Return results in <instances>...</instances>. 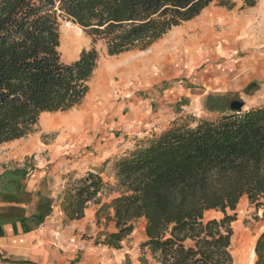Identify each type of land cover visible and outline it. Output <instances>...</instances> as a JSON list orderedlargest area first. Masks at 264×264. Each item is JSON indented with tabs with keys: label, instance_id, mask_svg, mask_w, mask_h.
Masks as SVG:
<instances>
[{
	"label": "trees",
	"instance_id": "16d2710c",
	"mask_svg": "<svg viewBox=\"0 0 264 264\" xmlns=\"http://www.w3.org/2000/svg\"><path fill=\"white\" fill-rule=\"evenodd\" d=\"M212 2L234 6V0H0V144L27 135L42 113L81 103L97 67L96 43L108 55L145 49ZM60 18L91 38L92 47L71 62L61 59ZM204 106L219 116L174 120L118 157L113 186L96 171L75 179L60 201L66 218L80 219L88 203L100 204L97 223L111 220L116 231H99L96 243L119 248L144 218L141 245L157 263L233 264L236 205L242 196L264 204V105L232 111L224 95L210 93ZM106 186L117 195L101 203ZM209 210L221 217L205 219ZM253 251L254 264H264V230Z\"/></svg>",
	"mask_w": 264,
	"mask_h": 264
},
{
	"label": "rangeland",
	"instance_id": "374dc122",
	"mask_svg": "<svg viewBox=\"0 0 264 264\" xmlns=\"http://www.w3.org/2000/svg\"><path fill=\"white\" fill-rule=\"evenodd\" d=\"M205 8L209 9L208 13L206 10L201 11L193 19L172 27L142 50L133 49L118 55H108L105 46L101 42L96 43L95 48L99 55L97 67L88 82L89 89L81 103L67 111L48 113L50 117L57 114L66 116L63 121L42 123L40 119L46 116L42 113L44 115L39 116L24 138L38 144L39 153L44 158L47 157V160L51 159L48 153L53 151L52 147H64L69 143L81 146L78 152L64 153L67 155L63 158L75 160L82 168L81 173L84 176L89 169L103 173L102 176L99 174L103 182L113 186L115 179L111 182L108 178L113 176L114 161L132 151L141 141L161 134L174 120L190 121L189 117L216 119L219 113L211 112L204 106L208 94L224 95L227 106L234 100L242 102L243 109L264 105V66H251V63L264 60V0H257L252 7L244 6L242 0H234V6L230 9L216 2ZM217 10L242 19V24H238V27L247 29L248 37L242 40L248 41V45L240 47V37H235V42L230 41L233 39L229 37L232 27L224 20H216L218 15L214 12ZM59 21L61 59L71 62L78 58L82 49L92 47L91 38L70 20L60 18ZM184 25L187 28L183 42L188 44L183 45V57L172 69L160 67L147 73L141 69L142 65L133 66L138 60L137 56L147 55L156 43ZM205 31L211 32L202 37ZM128 54H134L125 59L128 63L119 60L121 56ZM224 65L228 66L223 68ZM65 174L70 175L67 179L70 185H73L75 179L84 177L75 176L72 180L73 172ZM109 190L106 186L98 194L100 200L107 198L109 200L105 202H110L117 195ZM262 209L264 204L259 207L250 204L246 196H242L236 205V219L231 223L233 234L230 252L233 264H254V244L257 236L264 230V221L260 214ZM219 217L221 213L215 210L204 213L205 219ZM137 220L134 221L137 231L133 237L138 238L142 222L136 223ZM85 238L88 239L85 235L81 237L83 240ZM140 244L141 242L137 247ZM127 245L130 246L128 243ZM90 246L101 250V245L95 240ZM120 253L127 255L125 250H120ZM99 255L100 261L97 264H107L104 251H100ZM0 264L37 263L17 261Z\"/></svg>",
	"mask_w": 264,
	"mask_h": 264
},
{
	"label": "crops",
	"instance_id": "0c3cea01",
	"mask_svg": "<svg viewBox=\"0 0 264 264\" xmlns=\"http://www.w3.org/2000/svg\"><path fill=\"white\" fill-rule=\"evenodd\" d=\"M204 10L209 9L204 8L202 12ZM214 14L218 15L216 20H224L232 27L229 31V37L233 38L231 42H235V37H240V47L248 45V41L242 40L248 37L247 29L238 27V24H242L240 17L227 15L222 10H217ZM253 65L262 67L264 60L251 63ZM52 148L53 151L48 153L51 159L47 160V157L44 158L39 153L38 144H33L24 137L0 144V262L97 264L100 261L99 252L104 251L107 264H159L146 246L140 244L137 247L146 240L144 218H138L140 222L136 221L142 222L138 238L133 237L137 231L134 227L131 234L121 241L119 248L101 243V250L90 246L99 231H116L114 222H106L101 218L97 223L95 213L100 204L93 203H88L80 219L66 218L60 205L70 185L67 180L70 175L66 176L65 173L73 172L72 180L75 176L84 175L75 160L70 161L63 156L67 155L64 153L78 152L81 146L69 143L64 147ZM89 171L96 173L92 169ZM99 174L102 176L103 173ZM108 179L114 181L113 176ZM108 200L102 198L101 203ZM110 215H113L112 210ZM83 235L88 239H81ZM126 246L128 250L125 249ZM120 250H125L127 255L120 253Z\"/></svg>",
	"mask_w": 264,
	"mask_h": 264
},
{
	"label": "bare ground",
	"instance_id": "6f19581e",
	"mask_svg": "<svg viewBox=\"0 0 264 264\" xmlns=\"http://www.w3.org/2000/svg\"><path fill=\"white\" fill-rule=\"evenodd\" d=\"M204 12H205V10H204ZM201 27H203V26H201ZM186 28H187V25H184L183 27L178 28L177 30L171 32L166 38H164L163 40L161 39L160 42L156 43L154 45L153 50L150 53H148L147 55L137 56L138 60L136 61L135 64H133V66L137 67L139 65H142L141 69H143L147 73L152 71V69H157L160 67L172 69V67H174V65H176L178 60H180L183 57V54H184L183 45L188 44V43L184 44L185 42H183L184 33L186 31ZM203 30H204V28H203ZM210 32L211 31H207V32L205 31L201 36L205 37L206 36L205 33H210ZM186 40H188V39H186ZM190 41H192V40H190ZM195 46H197V45H195ZM133 55L134 54H132V55L128 54V55L121 56L119 60L120 61H126L125 59H127L128 57L131 58V56H133ZM124 64H125V62H124ZM42 115H44V114H42ZM45 115L46 116H43L40 119L41 120L40 122L45 123V124H48L49 122H57L59 120L63 121V118L66 117V116H60L58 114L56 116L50 117L49 116L50 114H48V113H45ZM42 126H43V124H42ZM252 254H253V256H255L254 252H252Z\"/></svg>",
	"mask_w": 264,
	"mask_h": 264
},
{
	"label": "water",
	"instance_id": "95a60500",
	"mask_svg": "<svg viewBox=\"0 0 264 264\" xmlns=\"http://www.w3.org/2000/svg\"><path fill=\"white\" fill-rule=\"evenodd\" d=\"M242 107H243V103L240 102V101H237V100H234V101H232V102L229 103V108L232 111L240 110ZM260 214H261L262 220L264 221V209H262V211H261Z\"/></svg>",
	"mask_w": 264,
	"mask_h": 264
},
{
	"label": "built area",
	"instance_id": "2783aa9c",
	"mask_svg": "<svg viewBox=\"0 0 264 264\" xmlns=\"http://www.w3.org/2000/svg\"><path fill=\"white\" fill-rule=\"evenodd\" d=\"M125 249L128 250V247L126 246Z\"/></svg>",
	"mask_w": 264,
	"mask_h": 264
}]
</instances>
